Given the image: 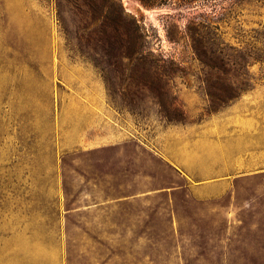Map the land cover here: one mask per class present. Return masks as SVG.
I'll return each mask as SVG.
<instances>
[{
    "label": "rangeland",
    "instance_id": "1",
    "mask_svg": "<svg viewBox=\"0 0 264 264\" xmlns=\"http://www.w3.org/2000/svg\"><path fill=\"white\" fill-rule=\"evenodd\" d=\"M0 264H264V0H0Z\"/></svg>",
    "mask_w": 264,
    "mask_h": 264
},
{
    "label": "trees",
    "instance_id": "2",
    "mask_svg": "<svg viewBox=\"0 0 264 264\" xmlns=\"http://www.w3.org/2000/svg\"><path fill=\"white\" fill-rule=\"evenodd\" d=\"M134 34L131 37V47L128 53L127 58L131 60H141L142 62H147L148 53L144 50V36L139 32L137 26L135 25L131 34ZM217 36V35H216ZM193 49L197 55L198 60L205 66H208L212 69H217L222 71L224 74L229 73L230 71H238L240 73L233 74V78H226L225 82H209L206 89V95L208 97V108L212 111H216L220 107L227 105L229 102L236 99L242 92H245L251 87L252 77L249 74L247 68L250 65L251 61H262L261 56L253 52V50H246L243 48H237L231 45H224V47H219L217 43V48L211 51L212 54H222L223 57H218L219 63L216 62L212 57L207 58L205 47L201 39L194 38L192 36ZM213 44L216 42V37L212 39ZM204 47V48H203ZM216 59V58H215ZM251 60V61H250ZM165 62V59L162 57L148 59V62ZM232 75V74H231ZM169 119H172L168 116ZM180 119V116L179 118Z\"/></svg>",
    "mask_w": 264,
    "mask_h": 264
}]
</instances>
